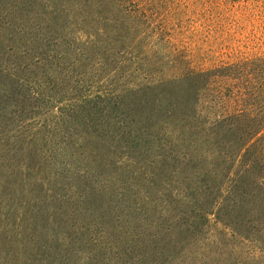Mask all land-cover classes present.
Instances as JSON below:
<instances>
[{
	"label": "rangeland",
	"instance_id": "1",
	"mask_svg": "<svg viewBox=\"0 0 264 264\" xmlns=\"http://www.w3.org/2000/svg\"><path fill=\"white\" fill-rule=\"evenodd\" d=\"M172 10L177 40L201 66L264 54V0H182ZM24 99L0 101V264H264L216 220L217 189L192 160L189 132L154 131L147 150L131 149V137L126 147L97 120L48 116ZM81 130L112 144L92 149Z\"/></svg>",
	"mask_w": 264,
	"mask_h": 264
},
{
	"label": "trees",
	"instance_id": "2",
	"mask_svg": "<svg viewBox=\"0 0 264 264\" xmlns=\"http://www.w3.org/2000/svg\"><path fill=\"white\" fill-rule=\"evenodd\" d=\"M181 1L6 0L0 101L31 96L48 116L92 118L131 149L147 150L154 131L189 132L216 220L264 254V54L201 66L173 29ZM81 131L92 149L112 144Z\"/></svg>",
	"mask_w": 264,
	"mask_h": 264
}]
</instances>
